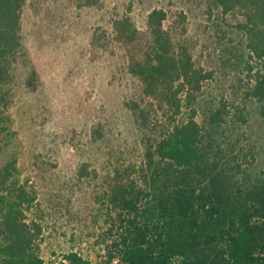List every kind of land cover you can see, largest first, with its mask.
<instances>
[{
  "label": "trees",
  "instance_id": "trees-1",
  "mask_svg": "<svg viewBox=\"0 0 264 264\" xmlns=\"http://www.w3.org/2000/svg\"><path fill=\"white\" fill-rule=\"evenodd\" d=\"M202 1L223 61L244 76V99L259 103L264 115V0ZM26 3L0 0V155L13 134L17 66L26 67L25 87L34 90L38 82L21 35ZM147 27L150 51L129 62L136 88L123 103L141 135V159L111 154L102 171L83 163L77 172V179L98 184L104 264H264V171H255L247 104L204 100L212 74L193 63L183 12L154 9ZM136 32L129 19L112 23L117 43L133 42ZM43 218L37 191L19 179L16 159L3 163L0 264H45ZM59 264L90 262L71 250Z\"/></svg>",
  "mask_w": 264,
  "mask_h": 264
},
{
  "label": "rangeland",
  "instance_id": "rangeland-1",
  "mask_svg": "<svg viewBox=\"0 0 264 264\" xmlns=\"http://www.w3.org/2000/svg\"><path fill=\"white\" fill-rule=\"evenodd\" d=\"M100 3L99 8H76L71 0H27L22 14L23 45L38 82L34 90L25 87L26 67L17 66L9 110L13 134L5 141L0 166L16 159L19 179L37 191L45 264H59L71 250L90 264L106 260V228L95 203L98 184L77 179V172L83 163L102 171L111 154L127 162L141 159V135L123 103L136 88L129 62L150 51L147 15L154 9L186 15L185 42L193 63L212 74L204 100L245 101L255 171H264L263 109L244 99V76L223 61L203 1ZM120 18L129 19L137 31L125 45L112 36V23ZM94 130L101 135L97 140L91 136Z\"/></svg>",
  "mask_w": 264,
  "mask_h": 264
}]
</instances>
